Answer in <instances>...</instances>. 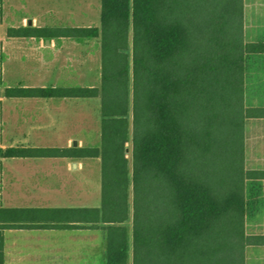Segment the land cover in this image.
Returning a JSON list of instances; mask_svg holds the SVG:
<instances>
[{"label": "trees", "instance_id": "1", "mask_svg": "<svg viewBox=\"0 0 264 264\" xmlns=\"http://www.w3.org/2000/svg\"><path fill=\"white\" fill-rule=\"evenodd\" d=\"M101 16L99 28L9 30L99 39V87L4 93L99 98V146L0 149L5 158L100 159L101 207L0 209V222L101 228L105 264H244L245 247L264 243L246 233V182L259 174L245 169L244 122L264 108L244 104V57L264 44L244 41L243 0H101Z\"/></svg>", "mask_w": 264, "mask_h": 264}, {"label": "crops", "instance_id": "2", "mask_svg": "<svg viewBox=\"0 0 264 264\" xmlns=\"http://www.w3.org/2000/svg\"><path fill=\"white\" fill-rule=\"evenodd\" d=\"M85 2L86 0H38L35 4L45 13H54L61 6L65 7L66 11L72 12L73 6ZM243 11L244 41L264 44V0H243ZM36 23L38 21L34 19L31 26L34 27ZM36 28L48 27L37 25ZM16 38L37 39L38 50H48L49 54L46 59L38 60L43 70L51 72L58 68L57 63L53 62V56L62 48L61 41L64 38ZM96 41L98 42L99 39ZM244 78L245 106L264 108V50L245 55ZM10 105L4 109V111L7 110L6 115L2 114V108L0 111V128L4 126L3 121L5 125L9 122L8 125L11 128L8 141H15L20 135L19 139L35 142L32 145L20 144L21 147H43L39 142L44 140V136L42 138L36 128L31 130L29 127L31 122L43 120L44 116L39 111L45 107L44 103L24 101ZM45 138L54 142L51 134ZM71 141L72 139L68 138L66 145L61 148L69 147ZM48 147L56 146L51 143ZM244 151L245 169L259 174L258 178L246 182L248 205L246 233L249 236L264 237V118L245 120ZM0 159H2L1 163H4L3 160L6 159L18 161L14 165L0 166V209L91 208L57 206L62 198L60 196L61 170L65 169L68 173L74 169L83 170L85 165L81 161L86 158L0 157ZM61 163H63L62 167ZM249 222H254L253 227H248ZM20 224L29 225L30 223ZM35 225L34 227H12L10 221L0 222V264H91L93 248L96 244L93 240L94 235H103L106 249V235L101 234L103 231L101 228L89 227V224H77L79 227L76 228H58L54 227V223L50 221L37 222ZM40 225H48V227H40ZM244 264H264V243L245 247Z\"/></svg>", "mask_w": 264, "mask_h": 264}, {"label": "rangeland", "instance_id": "3", "mask_svg": "<svg viewBox=\"0 0 264 264\" xmlns=\"http://www.w3.org/2000/svg\"><path fill=\"white\" fill-rule=\"evenodd\" d=\"M38 0H0V111L6 115L5 107L10 104H20L24 101H41L44 108L39 111L43 120L31 122V130L36 128L44 136L43 147L54 143L56 147H64L67 139L71 138L69 147L99 146L101 127V102L99 98H6L5 90L16 87H99L101 83V47L96 39L75 40L64 38L60 48L53 56V62L58 68L47 72L43 70L40 59L48 57V50H38V40L16 38L9 36L10 29L32 27L52 28H83L101 26V0H86L84 4L72 7V12L65 7H58L59 11L45 13L36 6ZM66 50L64 52V50ZM50 58V57H49ZM69 63V64H68ZM68 64V66H67ZM48 102V103H47ZM4 120V118H3ZM8 121V120H7ZM9 122L0 128V149L32 145L33 141H24L21 136L15 141H8L11 128ZM21 127V126H20ZM38 133V134H39ZM51 134L54 138L49 141L45 136ZM31 139H33L31 137ZM77 142L74 146V142ZM130 147L129 144L126 145ZM0 166L16 164L17 160H3ZM46 162H51L45 160ZM85 168L74 169L68 173L60 172L61 197L58 207H91L100 208L101 199V162L100 159L86 158L81 161ZM60 164V163H59ZM63 166V163L60 165ZM4 188V185H2ZM5 193V190L2 189ZM65 195V196H64ZM131 204L129 203V206ZM131 212V211H130ZM249 222L248 227H253ZM131 239V213L126 221ZM102 231V230H101ZM101 234L105 235L102 231ZM96 242L91 264H105V244L103 235L93 236Z\"/></svg>", "mask_w": 264, "mask_h": 264}, {"label": "water", "instance_id": "4", "mask_svg": "<svg viewBox=\"0 0 264 264\" xmlns=\"http://www.w3.org/2000/svg\"><path fill=\"white\" fill-rule=\"evenodd\" d=\"M76 144H77V142L75 141V142H74V146H76ZM127 151H128V150H127Z\"/></svg>", "mask_w": 264, "mask_h": 264}]
</instances>
